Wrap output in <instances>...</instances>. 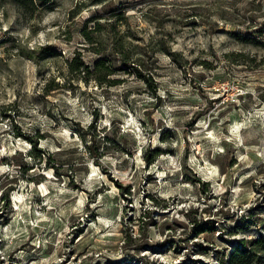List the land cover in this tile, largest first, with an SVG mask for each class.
Here are the masks:
<instances>
[{
	"label": "rangeland",
	"instance_id": "1",
	"mask_svg": "<svg viewBox=\"0 0 264 264\" xmlns=\"http://www.w3.org/2000/svg\"><path fill=\"white\" fill-rule=\"evenodd\" d=\"M242 247L264 264V0H0V264Z\"/></svg>",
	"mask_w": 264,
	"mask_h": 264
},
{
	"label": "trees",
	"instance_id": "2",
	"mask_svg": "<svg viewBox=\"0 0 264 264\" xmlns=\"http://www.w3.org/2000/svg\"><path fill=\"white\" fill-rule=\"evenodd\" d=\"M105 61L106 60L104 58H98V60H96V62L94 64L95 65V68H94L95 71L100 70L102 72V74L104 73V75L99 74L100 76L98 77V79L100 81H104L106 79L105 73L109 74V72L107 71L109 69V66H107ZM72 65H75V69L78 71L84 70L86 73L90 72V66L87 63H85L84 61H81L79 58H74L71 62V66ZM135 70L137 72V75H140L143 78H145V76H143L139 73V70L137 68H135ZM26 138L34 143V149L37 150V140H33V139H31V137H28V136ZM243 253H245V249H243V247L240 250L238 248H236L230 257L229 263L230 264H249L250 261L239 258V256H241V255H242L241 257H244Z\"/></svg>",
	"mask_w": 264,
	"mask_h": 264
}]
</instances>
